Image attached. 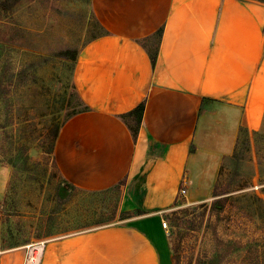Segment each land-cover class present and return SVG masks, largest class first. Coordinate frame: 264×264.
Wrapping results in <instances>:
<instances>
[{
	"label": "crops",
	"instance_id": "crops-1",
	"mask_svg": "<svg viewBox=\"0 0 264 264\" xmlns=\"http://www.w3.org/2000/svg\"><path fill=\"white\" fill-rule=\"evenodd\" d=\"M90 5L104 32L78 54L74 86L87 110L61 128L56 162L82 190L119 187L120 215L144 214L121 217L88 235L52 238L40 264H175L162 226L165 213L182 187L189 201L213 193L240 131L255 122L264 2ZM141 104L134 137L133 111ZM18 252L11 246L0 253V264H25Z\"/></svg>",
	"mask_w": 264,
	"mask_h": 264
},
{
	"label": "rangeland",
	"instance_id": "rangeland-1",
	"mask_svg": "<svg viewBox=\"0 0 264 264\" xmlns=\"http://www.w3.org/2000/svg\"><path fill=\"white\" fill-rule=\"evenodd\" d=\"M104 30L90 0H0V253L119 222L121 189L88 191L61 173L63 125L87 110L74 86L79 52ZM214 197H178L164 215L175 264H264V71ZM252 112V113H253ZM168 216V218H167Z\"/></svg>",
	"mask_w": 264,
	"mask_h": 264
},
{
	"label": "trees",
	"instance_id": "trees-1",
	"mask_svg": "<svg viewBox=\"0 0 264 264\" xmlns=\"http://www.w3.org/2000/svg\"><path fill=\"white\" fill-rule=\"evenodd\" d=\"M258 1L264 2V0H258ZM62 55L66 58H70V59L75 61V60H77L78 52L76 50L67 49V50L62 52ZM204 102H205V100H204ZM202 108H203V103H202ZM143 111H144V104L139 105L133 111V114L135 115L136 120H137V127H136V129L134 128L132 130L134 137L137 136L139 125H140L141 120H142ZM192 149H193V147H192ZM221 194L222 193H220V191L218 190V187L216 186V188L213 191L214 197H219ZM143 214H144V212H142V211L127 212V213H123L122 217H133V216H138V215H143ZM167 218H168V216H167Z\"/></svg>",
	"mask_w": 264,
	"mask_h": 264
},
{
	"label": "bare ground",
	"instance_id": "bare-ground-1",
	"mask_svg": "<svg viewBox=\"0 0 264 264\" xmlns=\"http://www.w3.org/2000/svg\"><path fill=\"white\" fill-rule=\"evenodd\" d=\"M31 246V245H30ZM34 252L30 256L29 259H27L25 264H40L44 247H45V242H41L40 244L32 245Z\"/></svg>",
	"mask_w": 264,
	"mask_h": 264
},
{
	"label": "built area",
	"instance_id": "built-area-1",
	"mask_svg": "<svg viewBox=\"0 0 264 264\" xmlns=\"http://www.w3.org/2000/svg\"><path fill=\"white\" fill-rule=\"evenodd\" d=\"M186 187H182L179 191V194H178V197H182L183 195H186ZM162 226L165 228V229H169V223L164 219L163 222H162ZM28 251H27V259L30 258V256L33 254L34 252V249L32 246H28Z\"/></svg>",
	"mask_w": 264,
	"mask_h": 264
}]
</instances>
